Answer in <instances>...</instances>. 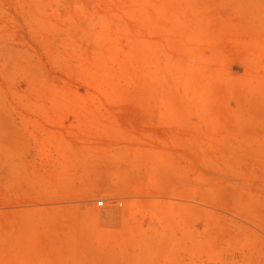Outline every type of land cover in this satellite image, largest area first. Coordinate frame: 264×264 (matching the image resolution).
Returning a JSON list of instances; mask_svg holds the SVG:
<instances>
[{
    "label": "rangeland",
    "instance_id": "1",
    "mask_svg": "<svg viewBox=\"0 0 264 264\" xmlns=\"http://www.w3.org/2000/svg\"><path fill=\"white\" fill-rule=\"evenodd\" d=\"M0 264H264V0H0Z\"/></svg>",
    "mask_w": 264,
    "mask_h": 264
},
{
    "label": "built area",
    "instance_id": "2",
    "mask_svg": "<svg viewBox=\"0 0 264 264\" xmlns=\"http://www.w3.org/2000/svg\"><path fill=\"white\" fill-rule=\"evenodd\" d=\"M102 204H103V201H100V202H99V205H102Z\"/></svg>",
    "mask_w": 264,
    "mask_h": 264
}]
</instances>
